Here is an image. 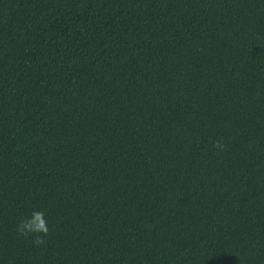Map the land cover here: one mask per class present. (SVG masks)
<instances>
[{
	"label": "trees",
	"instance_id": "1",
	"mask_svg": "<svg viewBox=\"0 0 264 264\" xmlns=\"http://www.w3.org/2000/svg\"><path fill=\"white\" fill-rule=\"evenodd\" d=\"M0 264H264V0H0Z\"/></svg>",
	"mask_w": 264,
	"mask_h": 264
},
{
	"label": "clouds",
	"instance_id": "2",
	"mask_svg": "<svg viewBox=\"0 0 264 264\" xmlns=\"http://www.w3.org/2000/svg\"><path fill=\"white\" fill-rule=\"evenodd\" d=\"M213 147L222 151L225 148L223 140H217ZM15 231L20 236L31 237L34 247H41L47 244L50 228L45 213L42 210H33L30 216L16 224Z\"/></svg>",
	"mask_w": 264,
	"mask_h": 264
}]
</instances>
